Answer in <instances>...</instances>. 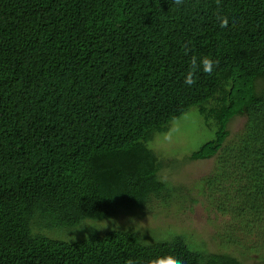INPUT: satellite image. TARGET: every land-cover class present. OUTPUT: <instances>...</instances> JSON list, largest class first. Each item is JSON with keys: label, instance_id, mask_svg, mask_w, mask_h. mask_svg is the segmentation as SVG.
I'll return each instance as SVG.
<instances>
[{"label": "trees", "instance_id": "obj_1", "mask_svg": "<svg viewBox=\"0 0 264 264\" xmlns=\"http://www.w3.org/2000/svg\"><path fill=\"white\" fill-rule=\"evenodd\" d=\"M192 55L216 67L189 87ZM190 106L214 127L188 156L214 159L207 199L223 212L257 211L264 0H0V264H151L169 255L207 264L211 255L181 235L145 243L114 229L64 242L33 231L107 219L166 194L146 143ZM236 117L243 124L226 143Z\"/></svg>", "mask_w": 264, "mask_h": 264}, {"label": "rangeland", "instance_id": "obj_2", "mask_svg": "<svg viewBox=\"0 0 264 264\" xmlns=\"http://www.w3.org/2000/svg\"><path fill=\"white\" fill-rule=\"evenodd\" d=\"M242 124V117L229 122L226 143L233 141ZM213 131V125H206L196 107L190 106L146 143L160 162L158 177L168 184L166 194L152 197L137 210L116 211L107 219L33 231L64 242L99 236L114 229L133 231L145 243L181 235L191 248L211 255L207 264H264V203L257 206V211L241 215L220 211L207 199L203 182L213 167V157L196 161L188 158L212 138ZM86 221L100 229L82 226Z\"/></svg>", "mask_w": 264, "mask_h": 264}, {"label": "clouds", "instance_id": "obj_3", "mask_svg": "<svg viewBox=\"0 0 264 264\" xmlns=\"http://www.w3.org/2000/svg\"><path fill=\"white\" fill-rule=\"evenodd\" d=\"M173 2L176 5H181L183 3V0H173ZM216 19L219 23L220 28L225 29L229 26L228 17L217 15ZM184 47L187 53V51L189 50L188 45H185ZM215 67H216V62L213 61L211 58L207 56L198 58L196 55H192L189 60V68L185 74L184 83L187 86L191 87L192 85L196 83L197 74L199 72L202 71L203 73H205L207 76L210 77L214 74ZM84 225L97 228L95 225L87 221L82 224V226ZM97 229H100V228H97ZM127 264H135V262L129 259L127 261ZM151 264H183V261H181L178 257L169 255V256L162 257V258H157L153 260Z\"/></svg>", "mask_w": 264, "mask_h": 264}]
</instances>
